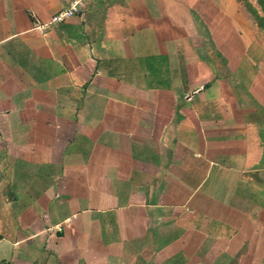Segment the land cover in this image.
<instances>
[{
  "label": "crops",
  "instance_id": "1",
  "mask_svg": "<svg viewBox=\"0 0 264 264\" xmlns=\"http://www.w3.org/2000/svg\"><path fill=\"white\" fill-rule=\"evenodd\" d=\"M74 1L0 0V260L264 264L260 1Z\"/></svg>",
  "mask_w": 264,
  "mask_h": 264
},
{
  "label": "built area",
  "instance_id": "2",
  "mask_svg": "<svg viewBox=\"0 0 264 264\" xmlns=\"http://www.w3.org/2000/svg\"><path fill=\"white\" fill-rule=\"evenodd\" d=\"M82 10V0H75L70 7L62 10L61 12L55 14L51 21L49 22H41L39 21L37 18L35 19L34 16L33 17V22H34V30L39 32V33H44L45 31H47L49 29V26L52 24H58V23H62L64 21H67L69 19H71L72 17L78 15L81 13ZM55 230H58V227L55 228ZM0 264H10V263H6L2 260H0Z\"/></svg>",
  "mask_w": 264,
  "mask_h": 264
},
{
  "label": "trees",
  "instance_id": "3",
  "mask_svg": "<svg viewBox=\"0 0 264 264\" xmlns=\"http://www.w3.org/2000/svg\"><path fill=\"white\" fill-rule=\"evenodd\" d=\"M259 1H260L259 2L260 6H261L262 11H263V15L260 14V12L257 9L252 10V14L254 15L256 21L259 23V27L264 28V0H259ZM250 7L252 8L251 5H250Z\"/></svg>",
  "mask_w": 264,
  "mask_h": 264
},
{
  "label": "rangeland",
  "instance_id": "4",
  "mask_svg": "<svg viewBox=\"0 0 264 264\" xmlns=\"http://www.w3.org/2000/svg\"><path fill=\"white\" fill-rule=\"evenodd\" d=\"M253 1V0H240L241 4L243 5V8L248 11L247 7L249 6L250 2ZM252 3V2H251ZM251 5V4H250ZM62 228L65 226V224H61L60 225Z\"/></svg>",
  "mask_w": 264,
  "mask_h": 264
},
{
  "label": "water",
  "instance_id": "5",
  "mask_svg": "<svg viewBox=\"0 0 264 264\" xmlns=\"http://www.w3.org/2000/svg\"><path fill=\"white\" fill-rule=\"evenodd\" d=\"M58 234H60V235H61V234H63V233L59 232Z\"/></svg>",
  "mask_w": 264,
  "mask_h": 264
}]
</instances>
